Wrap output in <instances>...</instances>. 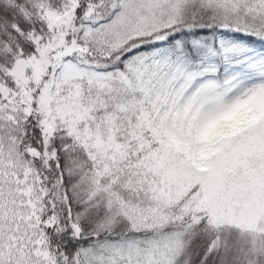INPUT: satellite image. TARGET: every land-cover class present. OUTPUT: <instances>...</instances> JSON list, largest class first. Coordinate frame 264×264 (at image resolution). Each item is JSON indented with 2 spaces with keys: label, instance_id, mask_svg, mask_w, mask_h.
I'll use <instances>...</instances> for the list:
<instances>
[{
  "label": "snow or ice",
  "instance_id": "snow-or-ice-1",
  "mask_svg": "<svg viewBox=\"0 0 264 264\" xmlns=\"http://www.w3.org/2000/svg\"><path fill=\"white\" fill-rule=\"evenodd\" d=\"M0 264H264V0H0Z\"/></svg>",
  "mask_w": 264,
  "mask_h": 264
}]
</instances>
